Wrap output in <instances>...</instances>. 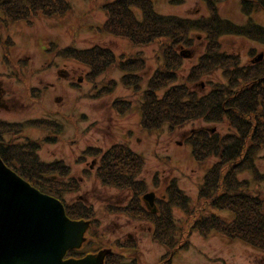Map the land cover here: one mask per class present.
<instances>
[{
    "label": "trees",
    "instance_id": "obj_1",
    "mask_svg": "<svg viewBox=\"0 0 264 264\" xmlns=\"http://www.w3.org/2000/svg\"><path fill=\"white\" fill-rule=\"evenodd\" d=\"M224 1L202 0L208 16L199 20L158 14L151 0H103L101 7L106 14V23L101 29L104 33L125 39L133 47L161 43L163 64L151 76L141 103L140 124L144 130L153 132L168 126L173 132L193 121L226 122L231 127V132L225 135L202 128L187 138L195 162L204 165L211 159L217 160L207 169L198 189L197 210L176 179L169 183L165 197L156 199L157 212L148 210L143 197L149 187L139 179L144 160L124 145H114L105 152L88 148L80 157L81 162L86 156L98 160L95 175L103 186L130 193L131 200L126 207H107V212L150 222L153 241L166 251L161 264H173L174 257L189 248L193 233L206 240L217 235L229 242L239 241L264 253V195L251 188L250 180L240 178V174L250 172L257 185L264 182V173L257 166L258 160H264V58L244 66L239 56L223 52L220 43L222 37L234 35L264 45V27L252 20V15L264 14V0H241V12L248 18L244 24L222 18L219 4ZM71 9L70 0H0V45L4 48L6 62L11 63L9 50L15 42L11 37H4V31L20 23L33 26L37 17L57 19ZM194 34L204 36L206 45L203 55L191 68L187 83L196 85L218 70L227 79L226 84L209 83L212 89L205 94L187 85H175L183 62L193 55ZM57 47L51 44L47 50L53 55L52 59L63 57L87 66L89 73L85 79L88 81L95 82L116 67L124 73V87L139 91L138 74L145 68L141 55L117 57L112 50L101 46ZM115 87L116 83L110 81L98 96L108 95ZM161 92L164 94L159 96ZM32 93L34 97L40 96L36 90ZM112 108L119 114L125 113L131 109L130 101L113 102ZM26 127L44 132V143L57 142L62 133V125L46 119L26 123L0 120V158L40 192L62 201L70 219L91 223L83 247L98 239L103 241L96 210L83 201L63 200L64 195L80 188L77 179L70 176L71 166L63 160L43 161L39 155L42 140L27 137ZM22 138L25 139L22 142L15 141ZM173 208L180 209L189 218L188 231L183 236L175 222ZM212 211L231 213L233 219ZM86 254L76 249L69 251L66 258H81ZM121 257V251H114L106 257L105 264H121Z\"/></svg>",
    "mask_w": 264,
    "mask_h": 264
},
{
    "label": "rangeland",
    "instance_id": "obj_2",
    "mask_svg": "<svg viewBox=\"0 0 264 264\" xmlns=\"http://www.w3.org/2000/svg\"><path fill=\"white\" fill-rule=\"evenodd\" d=\"M151 1L156 12L161 15L192 20L208 16L207 7L202 0ZM70 2L72 9L60 18L37 17L33 21V26L20 23L3 33L4 37L9 36L15 41L12 59L16 63L12 61L11 65L20 75L22 82H14V79L9 78L11 68L3 61L1 47L0 81L3 80L2 86L7 87L10 92L14 90L21 98V102L26 104L20 111L9 113L2 111L0 116L11 123L47 119L62 125L59 140L55 143H44L39 155L47 163L64 160L71 166L70 176L77 179L80 188L75 193L64 195L63 200L68 203L83 201L96 210L100 223L99 234L102 235L103 241L95 240L92 245L78 250L83 253L87 251L96 253L100 248L114 247L113 250L122 253L121 264H161L166 251L163 246L153 241V226L150 222L136 221L119 212H107V207H126L131 200L130 193L103 186L96 178L98 160L93 156H86L81 164H77L76 160L83 157V152L88 148H99L105 152L114 145H124L144 160L143 172L139 179L149 187L146 194L154 193L156 199H162L166 195L169 183L176 179L179 187L190 196L191 206L197 210L198 189L203 183L207 169L217 160L211 159L204 165L195 162L187 138L192 132L202 128L225 135L231 132V127L226 122L212 124L193 121L173 132L168 126L153 132L144 130L140 124L141 103L151 76L163 64L161 43L133 47L125 39L104 33L101 30L106 23V14L101 9L103 0ZM219 5L222 18L230 19L237 24L248 21L241 12V0H226ZM136 13L138 17L141 16L140 12ZM252 20L264 27V14H254ZM193 39V55L183 62L175 85H187L199 94H205L212 89L209 83L226 84L227 79L222 75V71L218 70L213 75L201 79L196 85L187 83V76L203 55L206 45L204 36L200 34H194ZM220 43L223 52L239 56L244 66L249 65L260 54H263L264 58V45L247 38L224 36ZM51 44L58 46V49L66 47L88 49L101 46L112 50L117 57L132 58L141 55L145 60V68L138 74L139 91L124 87L122 82L124 73L116 67L95 82L85 79L89 73L87 66L63 57L53 58L55 59L53 67L48 68L53 57L47 53ZM19 61H22V65L25 62L30 63L32 68L23 75L30 81L22 79ZM32 69L35 70L33 74ZM62 70L68 73V79L58 74ZM110 81L116 83L114 91L105 96H98ZM29 85L41 90L38 103H32L30 100L27 88ZM163 94L164 92H161L159 96ZM123 100L130 101L131 109L119 114L112 108V104ZM26 133L34 139L45 136L41 130L31 127L25 128ZM21 140L25 139L15 141ZM257 166L260 172L264 173V160H258ZM240 178L250 180L251 188L260 190L264 195V182L257 185L250 172L240 174ZM212 212L228 220L233 219L231 213ZM172 213L182 236L185 235L188 231L186 226L188 216L177 208H173ZM90 235L94 237V232ZM173 264H264V253L239 241L229 242L217 235L206 240L193 233L189 248L180 251L175 256Z\"/></svg>",
    "mask_w": 264,
    "mask_h": 264
},
{
    "label": "water",
    "instance_id": "obj_3",
    "mask_svg": "<svg viewBox=\"0 0 264 264\" xmlns=\"http://www.w3.org/2000/svg\"><path fill=\"white\" fill-rule=\"evenodd\" d=\"M263 59L260 54L256 61ZM153 207L154 194L145 195ZM91 223L70 219L64 204L44 194L0 158V264H105L110 248L66 258L82 248Z\"/></svg>",
    "mask_w": 264,
    "mask_h": 264
},
{
    "label": "flooded vegetation",
    "instance_id": "obj_4",
    "mask_svg": "<svg viewBox=\"0 0 264 264\" xmlns=\"http://www.w3.org/2000/svg\"><path fill=\"white\" fill-rule=\"evenodd\" d=\"M4 32H8V31H4ZM9 37V36H8ZM15 42V41H14ZM0 47H1V49H2V51H3V61H4V63L7 65V67L8 68H11V73H9L8 74V76H9V78H12V79H14L15 81L14 82H17V81H19V82H22L21 80H20V75H18L17 74V72H16V70L14 69V66H12L11 65V63H12V61L13 62H15L16 63V61H14L13 59H12V49L14 48V46L12 47V48H10V50H9V59H10V62L11 63H7L6 62V60H5V58H4V48H3V46L2 45H0ZM55 60V59H54ZM54 60L53 59H51V61H52V63L51 64H48V68H50L51 66L53 67V63H54ZM19 64H20V68H19V73H21V76H22V79L24 80V81H30L29 79H26L23 75H24V73L25 74H27L28 73V71H29V69H31L32 67L30 66V63H28V62H25V64L24 65H22L21 63H22V61H19L18 62ZM50 63V62H49ZM34 71L35 70H33L32 69V74L34 73ZM58 74L59 75H61V76H63L64 77V79H68V73L65 71V70H62V71H60V72H58ZM3 80L2 81H0V113L2 112V111H6V112H17V111H20V108L21 107H23V108H25V102H21V98L20 97H18L17 96V94L15 93V91L14 90H12V92H10L9 91V89H7V87L5 88V87H3L2 86V84H3ZM3 87V88H2ZM5 88V89H4ZM28 89H29V97L31 98L30 100L32 101V103H38V99L40 98V97H38V94H37V96H33V93L32 92H34L35 90L36 91H38L39 93L41 92V90L38 88V87H36V88H34V87H30V85H29V87H27ZM61 98H56V100H60ZM22 109V108H21ZM0 120H3V121H6V122H8L7 120H5V119H3L1 116H0ZM31 120H40V119H31ZM47 120V119H46ZM9 123H11V122H9ZM16 123V122H15ZM31 128H33V127H31ZM35 129H37V128H35ZM37 130H39V129H37ZM44 133V132H43ZM45 135V134H44ZM26 136L27 137H29L30 138V136L26 133ZM46 136V135H45ZM45 136H43L42 138H39V139H34V138H32L31 137V139H33V140H41V139H44L45 138ZM17 140H19V139H17ZM22 141V140H21ZM24 141V140H23ZM18 142H20V141H18ZM43 144H44V142L42 141V145H41V147L43 146ZM80 157L76 160V163L77 164H81V161H80ZM64 161V160H63ZM102 249V248H101ZM101 249H99V251L101 250ZM98 251V252H99ZM90 251H88V252H86L87 253V255L88 254H94V253H89ZM97 253V252H96Z\"/></svg>",
    "mask_w": 264,
    "mask_h": 264
}]
</instances>
